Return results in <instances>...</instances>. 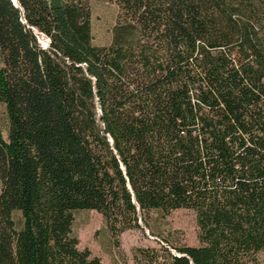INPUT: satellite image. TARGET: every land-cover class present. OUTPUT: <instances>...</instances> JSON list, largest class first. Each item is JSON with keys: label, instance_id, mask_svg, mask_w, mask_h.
Masks as SVG:
<instances>
[{"label": "trees", "instance_id": "obj_1", "mask_svg": "<svg viewBox=\"0 0 264 264\" xmlns=\"http://www.w3.org/2000/svg\"><path fill=\"white\" fill-rule=\"evenodd\" d=\"M107 1L100 45L91 0H0V264H102L74 211L116 243L179 208L200 245L133 264H264V0Z\"/></svg>", "mask_w": 264, "mask_h": 264}, {"label": "rangeland", "instance_id": "obj_2", "mask_svg": "<svg viewBox=\"0 0 264 264\" xmlns=\"http://www.w3.org/2000/svg\"><path fill=\"white\" fill-rule=\"evenodd\" d=\"M91 26L93 41L104 45L110 41V30L117 16V6L107 0H91ZM41 36V35H40ZM42 38V37H41ZM40 43L46 45V39ZM2 59L0 55V66ZM0 126L6 137V118L0 105ZM16 228L22 219L18 211L13 212ZM141 229H130L120 233L117 242L107 228L100 213L95 210L73 212L72 233L78 239V248H87L100 258L102 264H133V253L138 247L158 246L159 242L168 247L200 245L195 213L191 209L179 208L168 214L150 211L141 222Z\"/></svg>", "mask_w": 264, "mask_h": 264}]
</instances>
